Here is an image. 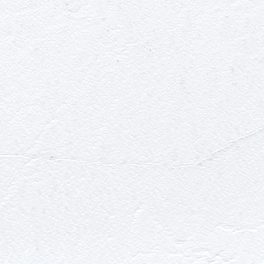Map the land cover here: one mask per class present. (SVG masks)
Listing matches in <instances>:
<instances>
[{"label": "water", "instance_id": "obj_1", "mask_svg": "<svg viewBox=\"0 0 264 264\" xmlns=\"http://www.w3.org/2000/svg\"><path fill=\"white\" fill-rule=\"evenodd\" d=\"M0 264H264V0H0Z\"/></svg>", "mask_w": 264, "mask_h": 264}]
</instances>
